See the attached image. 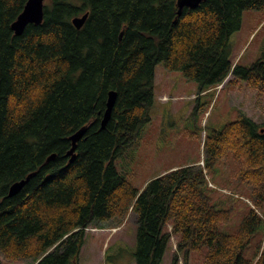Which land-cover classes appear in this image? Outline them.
I'll return each instance as SVG.
<instances>
[{"label": "trees", "instance_id": "1", "mask_svg": "<svg viewBox=\"0 0 264 264\" xmlns=\"http://www.w3.org/2000/svg\"><path fill=\"white\" fill-rule=\"evenodd\" d=\"M177 1L46 0L42 23L29 24L16 36L11 25L27 0H0L5 260L79 264L84 230L119 226L131 211L135 264H162L172 236L178 237L172 264L180 252L186 257L204 248L203 264H264L259 246L251 257L245 255L264 220L258 213L264 209V128L246 115L206 135L202 167H179L140 191L117 169L118 159L150 122L159 63L194 81L198 94L232 74L264 98V52L250 66L233 65L229 43L243 12L264 11V0H203L179 14ZM85 13L87 20L76 29L71 19ZM112 90L115 104L101 128ZM83 127L70 163L69 138ZM229 156L239 163L236 178L250 188L254 206L232 234L219 229L230 214L207 194L206 180ZM30 173L23 189L8 197V187Z\"/></svg>", "mask_w": 264, "mask_h": 264}, {"label": "rangeland", "instance_id": "2", "mask_svg": "<svg viewBox=\"0 0 264 264\" xmlns=\"http://www.w3.org/2000/svg\"><path fill=\"white\" fill-rule=\"evenodd\" d=\"M46 1V0H45ZM44 1V2H45ZM233 65L250 66L264 52V11L249 10L242 14L240 29L229 38ZM154 100L147 123L131 146L116 163L118 171L139 191L157 176L179 167L203 166V141L212 131L244 114L264 128V98L232 74L214 89L198 94L197 84L181 72L168 71L162 63L155 67ZM240 165L230 156L221 159L206 174L207 194L221 201L230 219L221 224V232L234 233L244 217L254 208L250 188L236 178ZM264 216V209L258 210ZM170 229V226H167ZM84 244L79 264H135L136 216L130 211L119 226L84 230ZM178 237L172 236L162 264H172ZM264 251V220L246 251V256ZM257 247V248H256ZM108 249V250H107ZM107 250V251H106ZM203 252H180L176 264H203ZM106 255L109 256L106 259ZM0 264H32L30 260L8 261L0 254Z\"/></svg>", "mask_w": 264, "mask_h": 264}, {"label": "water", "instance_id": "3", "mask_svg": "<svg viewBox=\"0 0 264 264\" xmlns=\"http://www.w3.org/2000/svg\"><path fill=\"white\" fill-rule=\"evenodd\" d=\"M44 1L45 0H27L22 12L19 14L15 22L11 25V29L16 36H19L23 33L24 29L29 24L39 25L43 21L44 15ZM203 0H178L177 7H178V14L180 13L181 9L184 7L193 9L196 8L200 2ZM88 18V13L83 14L82 16H77L71 19L72 25L76 29H81L84 25L85 21ZM116 100V93L114 91H110L108 93L107 103H106V110L104 112L102 121H101V128H104L107 121L110 118L113 106ZM86 131V127L79 129L73 135L70 136L69 140L71 141V149L68 152L70 156L69 162L71 163L75 158V148L77 142L83 137ZM55 155H51L48 160L53 159ZM34 175V173L27 175L24 179L14 182L10 185L8 189V197H13L17 195L23 187L28 183L30 178Z\"/></svg>", "mask_w": 264, "mask_h": 264}, {"label": "bare ground", "instance_id": "4", "mask_svg": "<svg viewBox=\"0 0 264 264\" xmlns=\"http://www.w3.org/2000/svg\"><path fill=\"white\" fill-rule=\"evenodd\" d=\"M33 25H34V24H33ZM27 26H28V25H27ZM82 27H83V26H82ZM36 89H37V88H36ZM36 89H35V90H36ZM37 90H38V89H37ZM112 91H113V90H112ZM33 92H34V91H33ZM32 94H33V93H32ZM70 134H71V133H70ZM48 158H49V157H48ZM37 167H38V166H37ZM30 174H31V173H30ZM8 188H9V187H8Z\"/></svg>", "mask_w": 264, "mask_h": 264}]
</instances>
